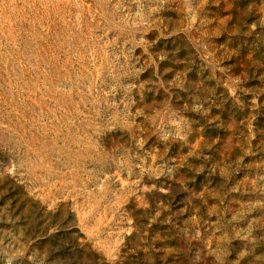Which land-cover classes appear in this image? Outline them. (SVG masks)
<instances>
[{
  "label": "rangeland",
  "instance_id": "obj_1",
  "mask_svg": "<svg viewBox=\"0 0 264 264\" xmlns=\"http://www.w3.org/2000/svg\"><path fill=\"white\" fill-rule=\"evenodd\" d=\"M0 264H264V0H0Z\"/></svg>",
  "mask_w": 264,
  "mask_h": 264
}]
</instances>
